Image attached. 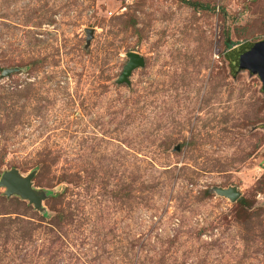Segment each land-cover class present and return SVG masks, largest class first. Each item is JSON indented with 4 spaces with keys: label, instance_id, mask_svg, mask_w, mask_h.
<instances>
[{
    "label": "rangeland",
    "instance_id": "rangeland-1",
    "mask_svg": "<svg viewBox=\"0 0 264 264\" xmlns=\"http://www.w3.org/2000/svg\"><path fill=\"white\" fill-rule=\"evenodd\" d=\"M203 1L0 0V178L45 194L0 187V264H264V0Z\"/></svg>",
    "mask_w": 264,
    "mask_h": 264
},
{
    "label": "water",
    "instance_id": "water-1",
    "mask_svg": "<svg viewBox=\"0 0 264 264\" xmlns=\"http://www.w3.org/2000/svg\"><path fill=\"white\" fill-rule=\"evenodd\" d=\"M94 31V29L87 30L88 46L91 43ZM237 50L238 53L242 54L238 58V67H236V69L250 70L254 74H258L264 85V41L246 43ZM127 57L128 62L118 81L120 84L125 82L129 83V77L132 75L133 71L145 67L146 64L144 57L137 52H130ZM16 71H18L17 68L5 69L3 71V76H10ZM177 148L179 150V147ZM35 176V172L23 176L17 169L5 171L0 178V187L6 190L5 196L7 198L19 197L29 204L34 205L35 209L41 210L45 194L34 188ZM214 192L221 197L230 199L233 203L238 202L241 198V193L236 187L215 188Z\"/></svg>",
    "mask_w": 264,
    "mask_h": 264
},
{
    "label": "trees",
    "instance_id": "trees-1",
    "mask_svg": "<svg viewBox=\"0 0 264 264\" xmlns=\"http://www.w3.org/2000/svg\"><path fill=\"white\" fill-rule=\"evenodd\" d=\"M180 2H182V4L186 5L187 7H189L190 9H193L195 11H211V10H215L214 7L211 6V2L208 1H203V0H179ZM122 21V25H123V30L124 31H128L130 28L134 29L135 31H137V21L136 19L131 16H125V17H121L120 19ZM237 43H235L233 40L230 39V37H228L227 41L225 42V47L227 49H232ZM14 199H18L17 197ZM17 201V200H16ZM238 207H237V218L239 220H248V219H252L254 216L247 214V212H245L247 210V206H249V202L246 199H240L238 202ZM19 204V203H18ZM58 221L61 222L62 220L64 221L65 218L64 216L60 215L57 217ZM55 220L53 219V222ZM55 225H57V223H55ZM248 225L251 226V224L248 223Z\"/></svg>",
    "mask_w": 264,
    "mask_h": 264
},
{
    "label": "flooded vegetation",
    "instance_id": "flooded-vegetation-1",
    "mask_svg": "<svg viewBox=\"0 0 264 264\" xmlns=\"http://www.w3.org/2000/svg\"><path fill=\"white\" fill-rule=\"evenodd\" d=\"M263 87H264V85H263ZM264 89V88H263Z\"/></svg>",
    "mask_w": 264,
    "mask_h": 264
}]
</instances>
